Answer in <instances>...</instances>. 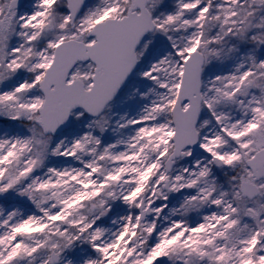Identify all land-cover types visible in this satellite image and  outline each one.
Returning <instances> with one entry per match:
<instances>
[{
	"label": "snow or ice",
	"instance_id": "snow-or-ice-1",
	"mask_svg": "<svg viewBox=\"0 0 264 264\" xmlns=\"http://www.w3.org/2000/svg\"><path fill=\"white\" fill-rule=\"evenodd\" d=\"M0 264H264V0H0Z\"/></svg>",
	"mask_w": 264,
	"mask_h": 264
}]
</instances>
